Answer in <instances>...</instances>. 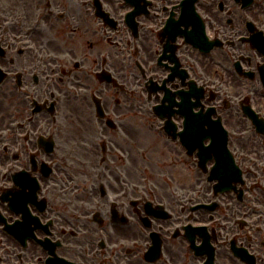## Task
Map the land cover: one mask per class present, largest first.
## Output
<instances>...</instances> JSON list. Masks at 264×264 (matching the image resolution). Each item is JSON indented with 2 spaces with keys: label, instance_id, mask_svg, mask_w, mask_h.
<instances>
[{
  "label": "flooded vegetation",
  "instance_id": "1",
  "mask_svg": "<svg viewBox=\"0 0 264 264\" xmlns=\"http://www.w3.org/2000/svg\"><path fill=\"white\" fill-rule=\"evenodd\" d=\"M193 8L221 42L210 52L188 40L203 36ZM11 17L0 31V264H264V133H239L243 106L264 117V1L37 0ZM162 85L173 132L182 95L200 89L197 115L214 106L231 125L232 188L215 191V158L204 170L179 133L173 181L144 175L152 164L128 112L160 103L165 89L148 86Z\"/></svg>",
  "mask_w": 264,
  "mask_h": 264
},
{
  "label": "rangeland",
  "instance_id": "2",
  "mask_svg": "<svg viewBox=\"0 0 264 264\" xmlns=\"http://www.w3.org/2000/svg\"><path fill=\"white\" fill-rule=\"evenodd\" d=\"M36 2L37 0H0V15L7 17L10 12L8 9L36 4ZM212 64L216 67V73L214 74L217 75V73H219L218 62L215 60ZM135 97L139 98L138 95ZM144 101H146L145 97ZM241 117V132L253 134L254 130L252 126L250 127V122L246 121L243 115ZM128 119L129 123L135 125L138 129L135 132L140 142V148H138V150L142 153L144 152L147 160L152 164L149 171L145 170L143 172L144 175L149 177V181L172 182L173 179L171 178L170 173L176 175L179 169L175 168L173 164V146L171 142L164 140V132L161 131L158 126L161 124L160 119L153 113L152 109H139L137 107L129 110ZM142 143H144V146ZM160 167L165 170L167 174L164 172L158 173ZM170 169L172 171H168Z\"/></svg>",
  "mask_w": 264,
  "mask_h": 264
},
{
  "label": "water",
  "instance_id": "3",
  "mask_svg": "<svg viewBox=\"0 0 264 264\" xmlns=\"http://www.w3.org/2000/svg\"><path fill=\"white\" fill-rule=\"evenodd\" d=\"M225 146H226V141H225Z\"/></svg>",
  "mask_w": 264,
  "mask_h": 264
}]
</instances>
